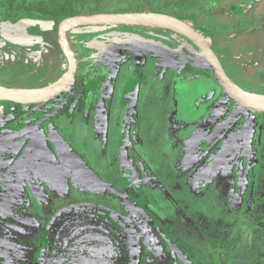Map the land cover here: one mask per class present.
I'll list each match as a JSON object with an SVG mask.
<instances>
[{
    "label": "flooded vegetation",
    "instance_id": "1",
    "mask_svg": "<svg viewBox=\"0 0 264 264\" xmlns=\"http://www.w3.org/2000/svg\"><path fill=\"white\" fill-rule=\"evenodd\" d=\"M176 18L201 35L199 27ZM5 19L8 21H0V86L26 93L39 92L28 88L49 90L43 87L49 83L44 73L55 80L64 72L49 64V44L57 42L68 62L67 72L70 67L59 40V25L64 18L11 10ZM25 19L45 20L48 21L45 24L55 27L32 31L28 24L40 23H24ZM241 20H236L234 26ZM102 24L106 23L79 25ZM20 26L26 29L24 41L14 42L5 37V33L17 37ZM123 26L140 32L154 47L103 41L87 45L81 59L70 42L71 27L67 39L77 67L65 91L38 103L0 100V264H91L89 254L94 243L107 240L101 236L114 235L105 234L104 230L112 228L120 232L122 227L128 230L129 239L118 235L109 239L121 243L118 253L123 264H141L142 258L149 257L161 258L162 264H170L169 258L174 253L169 250V242L176 244L175 255L185 264H192L186 250L179 245L180 235L187 232L169 218L170 207L160 219L154 215L147 217L136 206L144 203L153 212L142 196L154 194L149 198L160 197L161 202L169 204L173 195L170 184H176L180 190L188 189L184 195L192 196L196 189L201 190V187H192L195 184L192 180L200 183L208 173L214 181L209 186L213 195L224 201L229 194L231 202L235 200L232 181L237 172L242 173V166L244 169L253 161L260 165L259 169H264V134L255 132V127L250 129L249 119L244 124L239 122L254 111L236 103L210 71L200 68L199 73L189 74L185 62L175 64L157 59L159 46L164 42L168 45L166 38L174 31L154 26ZM91 27L86 26L81 32H93ZM42 36L48 46L40 58L34 51ZM238 40L245 42L249 38ZM205 41L238 85L213 43ZM252 41L253 38L250 49H259L255 48L257 44L251 45ZM29 43L34 45L28 47ZM113 45H133L139 49H115L111 48ZM51 52L56 62L61 56ZM4 67L9 73L4 72ZM43 69L46 70L42 78H36ZM233 104L239 108L231 107ZM181 111L184 117L179 116ZM185 113L190 117L186 118ZM194 120L197 122L191 124ZM185 127L189 130L184 131ZM193 153H200L195 155V161ZM212 160L216 161L209 167ZM193 171L197 177H193ZM249 171L242 184L246 193L253 195L254 178L250 177L251 168ZM175 201L169 206L179 207V200ZM78 210L86 213L67 218ZM45 214L50 216L44 219ZM12 219L18 224L29 222L30 226H18L15 233L8 232L7 228L14 227L10 223ZM97 227H103V232ZM88 230L102 234L93 242L88 238ZM85 240L90 241L87 246L83 244Z\"/></svg>",
    "mask_w": 264,
    "mask_h": 264
},
{
    "label": "rangeland",
    "instance_id": "2",
    "mask_svg": "<svg viewBox=\"0 0 264 264\" xmlns=\"http://www.w3.org/2000/svg\"><path fill=\"white\" fill-rule=\"evenodd\" d=\"M122 7H124L125 12H161L181 17L189 23H193L201 29L199 31L201 35L207 41L213 43L220 55V59L224 62L228 72L234 77L239 88L258 99V101H264V0H0V21H8L5 17L10 14L11 10L17 13L30 10L43 16L58 18L71 13L109 12L111 9L119 8L120 10ZM238 19L242 20L234 26L235 21ZM86 26H92L93 32L97 31L100 34L93 35V32H81V30L87 29L85 28ZM28 27L32 31L33 29L42 31L46 28L51 30L55 26L28 24ZM85 27L83 25L73 26L70 36L71 45L81 59H83V51L87 45L93 46L103 41L117 40L121 43L137 45L141 43L147 44L146 46H152L144 35L141 37L140 32L135 31L132 27L116 24L85 25ZM78 33L80 34L77 35ZM87 37L90 39L85 41ZM242 37H245V39L249 38V41L238 40ZM251 38H253L251 45L257 44L255 48L259 49H250L249 42ZM166 39L168 45L164 42L159 46V50L156 52L158 54L157 59L171 60L175 64L185 62L190 70L189 74L194 71L199 73L200 68L205 69L206 72L210 71L207 62L204 63L203 55L188 40L176 32L169 33ZM45 41L43 36L38 38L37 48L34 51L37 57H43L44 49L48 46ZM56 43L54 41L53 44H49L50 56L48 57H51V63L49 64L52 66L55 64L56 68H59L60 71L64 70V72H61V75L55 80L49 79L52 76L47 75L45 72V78L49 82L43 86L45 89H49L61 82L67 74V59L64 57L63 50L58 48ZM27 45L32 47L34 44L29 43ZM51 50L61 56L56 62ZM111 59H114V57ZM44 63L46 62L44 61ZM55 67L53 68L55 69ZM45 70L43 69L36 78H42L41 74ZM4 72L7 74L9 70L4 67ZM33 89L28 88L27 90L35 92L44 90L43 88ZM183 104L187 105V102ZM231 107L239 108L236 104ZM187 108L190 110L191 106ZM181 113L182 115L179 116L184 117V113L182 111ZM226 114H223V117ZM247 115L245 120H240L239 122L244 124L249 119L250 129L255 127V132L264 134V113L251 112ZM185 116H187L186 118L190 117L186 113ZM196 122L197 120H194L191 124ZM188 130L189 128H186L184 131ZM242 135L245 134L243 133ZM242 139L243 137H241ZM197 154L200 153H193L194 156ZM193 159L195 161L196 156ZM215 161L212 160L209 167H212ZM255 163L253 161L249 162L244 169L242 166V173H236V176L239 173V179L235 178L236 176L234 175L232 188H234L235 200H231V202L229 200V192L225 194H228V198H225L224 201L213 195V190L209 186L214 181L207 173L200 183L197 182V179L192 180L191 183L195 182L192 187H201V190L196 189L195 194L192 196L184 195L188 189L182 190L181 188L180 190L176 184L174 186L170 184V193L173 195H170L169 204H167V201L161 202L160 197L158 199L149 198L154 195L152 194L151 196H142V200L152 206L153 212L147 209L144 203H137L136 206L147 217L154 215L159 219L160 215L167 213L166 210L170 207L169 218L173 220V223H179V226L184 228V232H187V235H180L182 240L179 245L184 251L186 250L185 252L188 253L192 264H264V186L262 185L264 183V169H259L260 165L257 162ZM250 168L252 169L250 177L254 178L252 184L254 196L250 192L246 193L247 191L243 188L244 184H242L243 178H246L248 172L250 173ZM196 175L197 173L193 171V177H197ZM224 181L228 183L229 180ZM190 189L191 186H189ZM175 200H179V207L169 206L173 201L175 203ZM176 209L177 211H175ZM80 213H86V211H73L71 214L69 213L70 215L67 218L70 216L71 218H77ZM97 230L103 232L104 228L97 227ZM88 231V238L93 242L98 240L99 234H102L96 230ZM174 231L178 232L176 228H174ZM104 232L105 234L114 235L107 238L101 236V238L107 240H102L101 243H94L95 247L91 248L89 254V257H92L91 264H123L124 261L119 254L121 251L119 244L121 245V243L115 241L113 243L109 238H117L118 235L122 239H129L126 235L128 230L122 227L120 232H118L117 229L107 228ZM169 240L174 241L173 239ZM90 241L85 240L83 244L87 246ZM70 244V242L66 244V250L69 249ZM175 245L169 242V250L172 249L174 253L173 258H169L170 264H185L181 258L175 255ZM143 247L145 246L143 245ZM60 248L62 252V246ZM72 249L74 248L72 247ZM160 259L153 257L142 258L141 264H162V259Z\"/></svg>",
    "mask_w": 264,
    "mask_h": 264
},
{
    "label": "water",
    "instance_id": "3",
    "mask_svg": "<svg viewBox=\"0 0 264 264\" xmlns=\"http://www.w3.org/2000/svg\"><path fill=\"white\" fill-rule=\"evenodd\" d=\"M26 22H35L40 24L48 23V21L40 19H25ZM93 24V23H106V24H116V25H143V26H154L159 28L170 29L184 38H186L190 43L197 47L204 59L207 61V66L210 72L215 76L222 90L226 92L236 103L241 107L247 108L248 110L254 112L264 113V101L260 103H255L247 100L244 94H248L241 90L238 85H236L232 79L227 75L218 57L211 49L209 44L205 41L195 29L174 16L159 13V12H112V13H94L85 15H73L64 18L59 25V40L62 48L68 55L70 67L69 71L65 75L63 81L51 87L49 90L38 93H26L17 91L15 89L1 87L0 86V100H9L21 103H38L45 99H49L51 96L56 95L69 86L73 80L76 72V59L73 51L69 45L67 39L68 30L79 24ZM18 36L12 37L5 33V37L14 42H22L27 37L26 29L23 26L18 27ZM30 38V37H28ZM27 38V39H28ZM115 49H128L131 51H138V47L133 45L117 46L113 45ZM253 97V96H252ZM255 98V97H254ZM256 99V98H255ZM258 100V99H257ZM229 122L226 120L217 130ZM189 262V261H188Z\"/></svg>",
    "mask_w": 264,
    "mask_h": 264
},
{
    "label": "crops",
    "instance_id": "4",
    "mask_svg": "<svg viewBox=\"0 0 264 264\" xmlns=\"http://www.w3.org/2000/svg\"><path fill=\"white\" fill-rule=\"evenodd\" d=\"M31 189H29V191L28 192H30L31 193ZM29 198V197H28ZM33 201V200H32ZM29 205V209H30V211H31V213L33 212L32 210H31V204H28ZM35 205H37V203H35ZM50 213V212H49ZM45 216H46V214H45ZM50 215H47L44 219H46L47 217H49ZM13 220V222H10V223H13V226L14 227H11V228H7L6 230L8 231V232H13V233H15L16 232V230H17V228H19L18 226H20V227H24V226H27V227H29L30 226V223L29 222H26V221H22V222H24V223H20V224H18L17 223V221H15L14 219H12ZM19 222H21V221H19ZM44 222H46V220L44 221ZM23 232H25V231H23ZM12 237H14V235H11V238Z\"/></svg>",
    "mask_w": 264,
    "mask_h": 264
},
{
    "label": "trees",
    "instance_id": "5",
    "mask_svg": "<svg viewBox=\"0 0 264 264\" xmlns=\"http://www.w3.org/2000/svg\"><path fill=\"white\" fill-rule=\"evenodd\" d=\"M116 11L125 12V9H124V7H122L120 10H119V8H116V9L114 8V9H111V11H109V12H116ZM72 15H74V13L62 15V16H59L58 18H65L67 16H72Z\"/></svg>",
    "mask_w": 264,
    "mask_h": 264
},
{
    "label": "bare ground",
    "instance_id": "6",
    "mask_svg": "<svg viewBox=\"0 0 264 264\" xmlns=\"http://www.w3.org/2000/svg\"><path fill=\"white\" fill-rule=\"evenodd\" d=\"M244 97L247 99V100H249V101H251V102H255V103H260V101H258L257 99H255L254 97H252V95H249V94H244Z\"/></svg>",
    "mask_w": 264,
    "mask_h": 264
}]
</instances>
